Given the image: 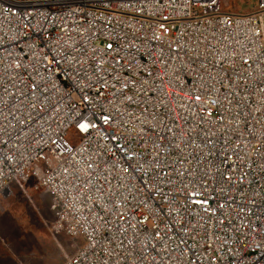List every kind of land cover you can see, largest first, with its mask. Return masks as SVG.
I'll list each match as a JSON object with an SVG mask.
<instances>
[{"label":"built area","instance_id":"obj_1","mask_svg":"<svg viewBox=\"0 0 264 264\" xmlns=\"http://www.w3.org/2000/svg\"><path fill=\"white\" fill-rule=\"evenodd\" d=\"M223 2L0 0V197L63 264H264V0Z\"/></svg>","mask_w":264,"mask_h":264},{"label":"rangeland","instance_id":"obj_2","mask_svg":"<svg viewBox=\"0 0 264 264\" xmlns=\"http://www.w3.org/2000/svg\"><path fill=\"white\" fill-rule=\"evenodd\" d=\"M258 0H224L228 13L247 14ZM72 135V134H71ZM84 246L59 230L51 196L34 184L0 197V264H63Z\"/></svg>","mask_w":264,"mask_h":264},{"label":"snow or ice","instance_id":"obj_3","mask_svg":"<svg viewBox=\"0 0 264 264\" xmlns=\"http://www.w3.org/2000/svg\"><path fill=\"white\" fill-rule=\"evenodd\" d=\"M81 128L86 131L87 130V125H82Z\"/></svg>","mask_w":264,"mask_h":264}]
</instances>
